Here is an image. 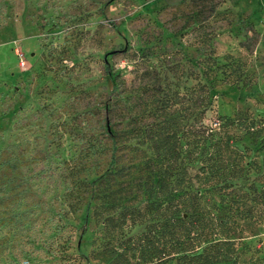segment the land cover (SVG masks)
Segmentation results:
<instances>
[{
    "label": "rangeland",
    "instance_id": "1",
    "mask_svg": "<svg viewBox=\"0 0 264 264\" xmlns=\"http://www.w3.org/2000/svg\"><path fill=\"white\" fill-rule=\"evenodd\" d=\"M210 67L211 104L191 133ZM239 114L264 123V0H0V264H108L95 212L143 200L131 167L150 155L144 128L165 119L185 131L183 156L229 138V163L264 173L260 138L224 124ZM243 236L264 264V224Z\"/></svg>",
    "mask_w": 264,
    "mask_h": 264
},
{
    "label": "trees",
    "instance_id": "2",
    "mask_svg": "<svg viewBox=\"0 0 264 264\" xmlns=\"http://www.w3.org/2000/svg\"><path fill=\"white\" fill-rule=\"evenodd\" d=\"M213 61L211 64L215 65L216 60ZM225 65L230 64L217 66L215 72ZM210 69L204 72L206 79L198 98L202 104L200 112L195 111L196 99L191 100V133L198 115H204L211 104ZM236 69L238 72L239 68L233 67L235 73ZM106 73L116 88L117 75L110 70ZM108 121L105 132L112 140L110 163L114 165L118 132ZM225 123L243 127L248 134L259 137L264 147V123L257 128V122L243 114L225 116ZM163 125L159 129L144 128L150 155L132 169H125L126 175L130 169L144 174L145 180L139 186L145 194L143 200L108 204L95 212L97 222L103 224L99 254L108 259V264H252L246 257L250 248L243 233L264 224V173L259 164H230L229 138L225 142L209 140L208 147L204 144L201 149L190 143L183 156L180 140L185 131L168 119ZM5 165L16 169L10 160ZM251 172L255 174L253 178ZM7 183L9 180L1 184L3 189ZM74 184L78 189L83 183ZM24 191L23 185L16 193ZM18 199L22 197L12 198L8 207L18 225L23 226L24 214L15 210ZM134 226L142 230L130 234L128 229Z\"/></svg>",
    "mask_w": 264,
    "mask_h": 264
}]
</instances>
